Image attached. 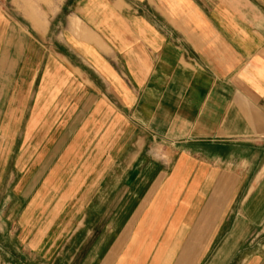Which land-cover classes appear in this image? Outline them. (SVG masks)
<instances>
[{
    "label": "crops",
    "instance_id": "crops-1",
    "mask_svg": "<svg viewBox=\"0 0 264 264\" xmlns=\"http://www.w3.org/2000/svg\"><path fill=\"white\" fill-rule=\"evenodd\" d=\"M57 4L0 23V264H264V0Z\"/></svg>",
    "mask_w": 264,
    "mask_h": 264
},
{
    "label": "rangeland",
    "instance_id": "rangeland-1",
    "mask_svg": "<svg viewBox=\"0 0 264 264\" xmlns=\"http://www.w3.org/2000/svg\"><path fill=\"white\" fill-rule=\"evenodd\" d=\"M51 1L59 4L61 0H0V23L4 25L8 21L11 23L15 21L21 25H28L27 17L30 11L46 13V6L49 7ZM42 13L41 16H45Z\"/></svg>",
    "mask_w": 264,
    "mask_h": 264
}]
</instances>
